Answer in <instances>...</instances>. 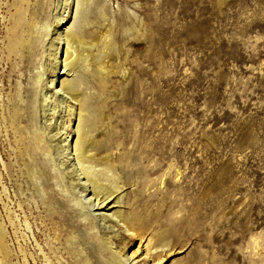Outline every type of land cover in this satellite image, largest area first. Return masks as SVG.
Here are the masks:
<instances>
[{"label": "rangeland", "instance_id": "374dc122", "mask_svg": "<svg viewBox=\"0 0 264 264\" xmlns=\"http://www.w3.org/2000/svg\"><path fill=\"white\" fill-rule=\"evenodd\" d=\"M34 5V0H0V238L5 264H100L85 237L84 212L76 205L88 193H81L70 150L51 159L29 156L21 145L25 111L16 106L24 101L25 89L49 94L37 115L46 135L59 128L62 115L66 121L62 108L71 101L66 94L54 95L51 83L61 71L55 66L49 73L54 66L47 54L35 62L48 69L43 81L34 62L19 70L8 53L9 38L14 43L21 38L12 34L24 32L15 29V22L31 24ZM90 5L96 25L89 32L111 26L115 54L121 56L110 61L113 76L106 97L112 126L119 121L123 126L157 124L149 137L141 128L139 137L150 142L135 143L132 162L144 170L163 164L162 170L146 187H139L137 174L130 172L134 177L127 181L121 210L132 213L136 197L133 208L138 206L144 218L175 230V239L185 247L178 246L166 264H193L199 256L206 264H230L235 261L230 257L252 238L264 248V0H90ZM98 5L114 24L102 26ZM50 10L52 16L66 10L65 28L72 26L75 0H54L49 18ZM46 22H39L40 32L47 31ZM48 29L46 43L55 38V27ZM123 66L126 76H121ZM123 109L129 114L124 120L117 117ZM76 116L69 124L72 146ZM57 142H50L53 148ZM35 167L45 169L47 183ZM165 171L169 175L162 177ZM102 224L98 231L110 227L119 234L113 249L126 256L138 248L127 229ZM80 234L86 240L81 242ZM241 235L246 240L235 242Z\"/></svg>", "mask_w": 264, "mask_h": 264}, {"label": "bare ground", "instance_id": "6f19581e", "mask_svg": "<svg viewBox=\"0 0 264 264\" xmlns=\"http://www.w3.org/2000/svg\"><path fill=\"white\" fill-rule=\"evenodd\" d=\"M53 2L54 0H34L33 14L35 17L32 20L33 23L31 22L27 26L22 24L26 22L25 20L15 22V29L24 28V32L20 36L17 33L12 34L21 38H15V43L13 37L9 38L8 53L10 56L15 57L19 70L25 68L30 62L35 63L38 57L45 54L51 58L54 67L52 68L53 71L52 69L49 70V73L54 72L55 66L59 67V71H61L59 75H56L55 78L57 79L51 83V88L53 90L56 88L54 95L61 97L66 94L71 99L70 102L67 100L66 103L65 101L64 108H62L64 105L61 107L62 112L67 115V119L65 121V116L62 115L59 128L56 126L48 132V134L51 132V135H49L51 143L58 141V147L53 148V145L47 140L46 130L44 132L39 130L37 124L39 106L41 103L44 105L47 103L48 98H50L49 94L36 93L35 87L29 90L25 89L24 101L20 103L18 100V106H16L18 110L24 109L26 117L23 118L22 116L21 118L22 124L24 123V125H20V128L23 129V135L20 137L21 145L27 154H31L29 156L42 154L49 156L51 159H55L56 155L59 156L65 151L69 152L68 149L70 150L69 157L72 156L74 166H76L75 171L77 178H79L77 180L81 183L83 190L81 193L84 191L88 193L82 196L81 199L77 198L76 205H79L84 212V220L88 223L85 228V235H87L85 237L90 241L98 263L166 264L167 258L177 251L178 246H181V249L185 247L178 244L180 240L175 239V230H172V228L165 229L159 224L156 225L158 219L152 221V218H150L151 220L144 218L142 216L144 214L138 210V206L135 209L133 208V206L138 205L135 200L136 197L134 202L131 203L132 213L126 215L120 208L126 205V198L123 199L122 194L127 187V181L128 183L129 181L132 182L133 175L137 174L139 187H146L154 179L151 177L162 170L163 164L147 166L148 168L144 170L145 168L135 169L136 164L132 162L133 155L136 153L135 143L146 140L145 137L140 138L138 135L141 128L144 129L143 133L146 136L157 129V124L154 121L151 122V118L149 119L151 123L146 126L143 124L142 127L137 122L123 126L122 121H119L116 126H112L108 112L109 98L106 97L110 76H113L110 61L113 58L120 61L121 56L119 51L115 54L117 41L113 37L112 27L106 26L105 23L108 22L107 25H112L116 21L112 20V23H110L107 9L98 5L97 19L99 22H104L102 26H106L105 31L95 30L90 33L89 28H94L92 26L96 25V22L90 19L88 13L92 6L90 0H75L76 13L73 17V24L71 27L65 28L69 24H66L67 18L63 15L66 10L62 14L59 13L58 16L56 14L52 16L50 10L51 18H49L48 10ZM66 7L67 4L64 9ZM43 18L48 20V23H46L49 28L55 27V29H52L55 38L50 43H46L44 38L51 34L48 27L47 31L44 29L40 32V29H38L39 22ZM128 30L130 31V29ZM141 38L144 39V35H141ZM151 57L153 58L154 55L151 54ZM34 63L33 68L39 70L37 75L43 78L48 69H45L42 64L40 66L42 70H40L37 63ZM127 73V69L123 66L121 76H126ZM61 77L63 78L61 79ZM44 80L45 78H43ZM91 89L95 91L92 93ZM22 98L20 99L22 100ZM71 102H74L75 106H72ZM43 104L42 106H44ZM75 114L77 115L76 141L72 146L69 143V138H71L69 124L71 123V117ZM16 115H19L18 111H16ZM128 115V112L123 109L117 114V117H122V120H124L128 118ZM54 131L56 132L52 133ZM131 135H133L132 141L129 142ZM149 140H146L145 145L149 144ZM143 155L149 161L150 154L145 152ZM168 167L171 170L174 166L169 163ZM36 171L39 173L42 183H47L48 174L45 169L39 168ZM167 172L165 171L162 177L168 176ZM63 180H65L64 175ZM163 181L161 179L162 183ZM65 192L68 193V189ZM95 211L98 212L95 213ZM106 212L108 215L105 214ZM101 223H103V226L108 223L119 224L121 228L127 229L128 233L139 241L138 248L126 256L121 254V250L116 251L117 248L113 249L119 234L110 232V227H106L103 232L98 231L97 229ZM82 237L84 236L82 235L81 239ZM234 238L237 243L246 240V236L243 235ZM128 239L131 240V238ZM84 240L86 239L84 238ZM84 240L82 239L81 242ZM258 240L250 239L245 249L241 247L235 255H232L233 257H230L234 258L235 261L229 263L264 264V248ZM2 242L4 241L0 238V261L5 264L6 248ZM120 246L123 247L124 243H120ZM194 260L193 264H206L203 256L196 257Z\"/></svg>", "mask_w": 264, "mask_h": 264}]
</instances>
